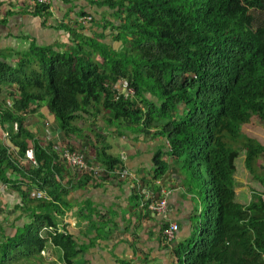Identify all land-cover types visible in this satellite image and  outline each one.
Segmentation results:
<instances>
[{
  "label": "trees",
  "instance_id": "trees-1",
  "mask_svg": "<svg viewBox=\"0 0 264 264\" xmlns=\"http://www.w3.org/2000/svg\"><path fill=\"white\" fill-rule=\"evenodd\" d=\"M87 1L107 8L111 20L102 21L100 32L85 34L84 19H94L80 11L75 21L58 25L68 43L31 42L14 61L0 59V186L19 193L31 210L30 222L0 241V264H18L23 255L13 252L19 248L34 264L48 241L60 248L64 264L80 251L60 217L69 208L67 194L92 178L74 182L54 143L40 140L39 123H26L41 109L55 130L82 140L86 159L106 170L124 165L107 144H95L103 138L95 128L162 141L152 176L136 180L159 195L170 174L191 195L192 230L171 247L175 264H264V142L242 129L254 117L264 125V23L254 28L249 12L264 0ZM22 11L47 16L49 4L30 0ZM107 36L119 46L104 41ZM81 121L91 123L82 127ZM28 148L35 164L26 158ZM239 174L261 189L238 191ZM133 189L137 206L142 196L137 184ZM34 190L47 197H30ZM163 222L162 235L173 221ZM107 223L102 215L99 230ZM43 227H51L45 236Z\"/></svg>",
  "mask_w": 264,
  "mask_h": 264
},
{
  "label": "crops",
  "instance_id": "crops-1",
  "mask_svg": "<svg viewBox=\"0 0 264 264\" xmlns=\"http://www.w3.org/2000/svg\"><path fill=\"white\" fill-rule=\"evenodd\" d=\"M29 2L0 0V59L14 61L15 54L26 50L31 42L37 45L68 43L69 34L58 25L75 21L80 11L91 14L94 19V24L85 23L87 35L100 32L102 21L111 20L106 7L91 5L87 0H48L49 13L43 17L22 11ZM7 8L13 12L6 13ZM107 33L110 34V31ZM104 41L114 43L109 36ZM114 45L119 46L118 43ZM90 121L85 124L81 121L79 125L87 127ZM96 124L103 126L100 119ZM44 127V123L40 124L39 136L44 135ZM49 129L57 131L53 126ZM121 130L123 133L118 134L114 126L108 129L103 126L100 130L95 128L94 131L104 138L98 142L95 140V144H107L108 152L119 157L124 169L132 176L150 178L152 156L162 141L127 129ZM161 182L160 192L170 193L165 217L153 212L147 214L145 209L139 208L138 204L136 206L135 182L131 179H120L116 175L107 180L91 179L83 186L72 189L66 197L69 208L60 217L61 223L72 228L80 249L72 264H121V260H128L131 264H175L171 247L191 233L193 201L175 176L166 174ZM30 213L19 193L0 186V241L13 236L17 229L29 223ZM102 215L108 223L101 231ZM165 219L179 225L170 244L162 239ZM60 259L62 251L48 241L42 254L35 257L34 264H56Z\"/></svg>",
  "mask_w": 264,
  "mask_h": 264
},
{
  "label": "built area",
  "instance_id": "built-area-1",
  "mask_svg": "<svg viewBox=\"0 0 264 264\" xmlns=\"http://www.w3.org/2000/svg\"><path fill=\"white\" fill-rule=\"evenodd\" d=\"M39 3H48V0H36ZM91 18L86 17L84 22H88ZM120 88H124L126 85L125 83H121ZM10 104V102H8ZM14 129L17 128V123H14ZM51 132V131H50ZM56 133H60V131H54ZM49 133V132H48ZM47 133V134H48ZM62 134V133H61ZM8 132H3V138L6 139ZM63 136V135H62ZM64 138V137H63ZM77 138L74 136L71 137L69 140V145L62 144L58 142L55 144L54 148L58 151L60 155V159L63 160L71 169L73 175V181L76 182L79 176L89 175L91 176L92 180H107V176L110 174H117L120 176V179L124 178L128 175V171L126 169H119V170H106V168L98 163L96 160L89 158L86 159L87 150L86 146L82 144L80 141H76ZM52 142V141H51ZM26 158L31 160L34 164L36 163L34 159V152L32 148H28L26 150ZM135 184L138 187V193L142 196L140 200L139 207L141 209H148V211L160 214V216L165 217L168 212V203H167V196L170 194L168 192H164L161 194L164 195H157L155 192L149 191L146 187H143L140 181L134 176ZM157 183H160V180H156ZM32 198H46L47 194L41 190H34L29 195ZM164 220V219H162ZM179 229V226L176 222H170V225L164 229L163 236L168 241L171 242L175 239L176 233ZM47 230H51V227H43L40 230V235L42 232ZM42 236V235H41ZM58 264V263H57Z\"/></svg>",
  "mask_w": 264,
  "mask_h": 264
},
{
  "label": "rangeland",
  "instance_id": "rangeland-1",
  "mask_svg": "<svg viewBox=\"0 0 264 264\" xmlns=\"http://www.w3.org/2000/svg\"><path fill=\"white\" fill-rule=\"evenodd\" d=\"M250 14L252 15V18H253V25H254V28H257L259 26H262L263 23H264V2H263V5L260 7V8H254V9H250ZM91 20V19H90ZM121 82H120V87H121ZM6 88H4V94H8V92L5 90ZM120 90L122 88H119ZM44 110V109H43ZM42 109L36 113V115L34 116H29V119H28V122H26L27 124H30V123H39V126L38 128H40V124L44 123L45 124V129L43 130L44 131V135H41L39 136L40 140L43 142V143H48V142H53L54 145L57 144L58 142H61L62 144H66V145H69V140L63 138L62 134L61 133H56V132H50L49 130V126H51L52 128V125L49 124V122L47 121V119L44 117V114ZM25 123V124H26ZM51 123V122H50ZM243 132L246 133V134H249V135H252L254 136L255 138L261 140L262 142H264V125L260 123L259 119L254 117L248 124H245L243 126ZM49 132V133H48ZM48 133V134H47ZM76 141H82L80 139H76ZM92 156H90L91 158ZM239 158V157H238ZM238 160V163H237V166H243V158H239ZM241 162V163H240ZM259 163L261 164H264V158L260 159L259 160ZM122 179H125V180H128V179H131V180H134V175L132 176L131 173H128L127 176H125L124 178ZM238 180L240 182V187L238 188V191L240 192H245V193H248V191L250 190V188H254L255 190H260L261 187L259 184L253 182V180L250 179V177L248 176H244L243 174H239L238 175ZM42 236H45L44 235V232L41 233ZM22 249H18V252H16L17 250H15L13 252L14 255H23L21 258V261L18 262V264H29L28 262L30 261H27V258L25 257L26 254L25 252L22 250ZM43 252V251H42ZM0 256H1V250H0ZM3 257V256H2ZM1 259V257H0ZM7 260V259H5ZM2 261L1 264H10L8 263V261ZM32 262H35V259L32 258L31 259ZM57 263H61V264H64L63 260L60 259L59 262ZM56 263V264H57ZM49 264H54L53 262L49 263Z\"/></svg>",
  "mask_w": 264,
  "mask_h": 264
}]
</instances>
